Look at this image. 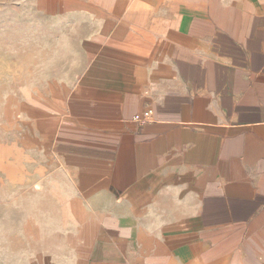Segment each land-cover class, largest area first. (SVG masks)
<instances>
[{
  "label": "crops",
  "instance_id": "0c3cea01",
  "mask_svg": "<svg viewBox=\"0 0 264 264\" xmlns=\"http://www.w3.org/2000/svg\"><path fill=\"white\" fill-rule=\"evenodd\" d=\"M0 264H264V0H0Z\"/></svg>",
  "mask_w": 264,
  "mask_h": 264
},
{
  "label": "built area",
  "instance_id": "2783aa9c",
  "mask_svg": "<svg viewBox=\"0 0 264 264\" xmlns=\"http://www.w3.org/2000/svg\"><path fill=\"white\" fill-rule=\"evenodd\" d=\"M151 114H152V111H151L150 109H148V110H146V111L142 114L141 117H140V116H136L135 119H136V120H143V121H145V120H148V119L150 118Z\"/></svg>",
  "mask_w": 264,
  "mask_h": 264
},
{
  "label": "rangeland",
  "instance_id": "374dc122",
  "mask_svg": "<svg viewBox=\"0 0 264 264\" xmlns=\"http://www.w3.org/2000/svg\"><path fill=\"white\" fill-rule=\"evenodd\" d=\"M35 54H36V52H34V51L26 52V59L31 60L30 64H33V59L38 56V55L35 56Z\"/></svg>",
  "mask_w": 264,
  "mask_h": 264
}]
</instances>
